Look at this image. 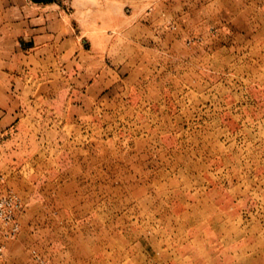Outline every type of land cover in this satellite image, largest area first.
<instances>
[{"label":"rangeland","instance_id":"obj_1","mask_svg":"<svg viewBox=\"0 0 264 264\" xmlns=\"http://www.w3.org/2000/svg\"><path fill=\"white\" fill-rule=\"evenodd\" d=\"M27 1L102 56L0 54V264H264V0Z\"/></svg>","mask_w":264,"mask_h":264},{"label":"crops","instance_id":"obj_2","mask_svg":"<svg viewBox=\"0 0 264 264\" xmlns=\"http://www.w3.org/2000/svg\"><path fill=\"white\" fill-rule=\"evenodd\" d=\"M72 32L67 19L59 13H52L51 8L34 7L27 0H0V54L6 57V71L25 69V59L31 61L33 69L54 74L63 68L71 71L78 67L84 69L83 60L87 61L85 66L89 65L86 70L92 69L102 55L85 52ZM2 79L0 77V89L10 82ZM93 80H96L93 86L104 81L98 73ZM5 92H0V102L6 104L0 106V133L14 116L11 109L14 95Z\"/></svg>","mask_w":264,"mask_h":264},{"label":"water","instance_id":"obj_3","mask_svg":"<svg viewBox=\"0 0 264 264\" xmlns=\"http://www.w3.org/2000/svg\"><path fill=\"white\" fill-rule=\"evenodd\" d=\"M50 0H32L33 3L39 4V3H44V2H48Z\"/></svg>","mask_w":264,"mask_h":264}]
</instances>
